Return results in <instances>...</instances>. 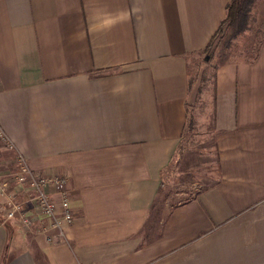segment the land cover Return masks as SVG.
Listing matches in <instances>:
<instances>
[{
    "label": "crops",
    "instance_id": "crops-1",
    "mask_svg": "<svg viewBox=\"0 0 264 264\" xmlns=\"http://www.w3.org/2000/svg\"><path fill=\"white\" fill-rule=\"evenodd\" d=\"M229 1L0 0V166L63 175L73 211L0 219V264H264V32L210 77L216 180L152 222Z\"/></svg>",
    "mask_w": 264,
    "mask_h": 264
},
{
    "label": "rangeland",
    "instance_id": "rangeland-1",
    "mask_svg": "<svg viewBox=\"0 0 264 264\" xmlns=\"http://www.w3.org/2000/svg\"><path fill=\"white\" fill-rule=\"evenodd\" d=\"M251 10L249 28L233 40L228 51L229 59L244 60L256 51L264 32V0L255 1ZM196 56L190 64L193 84L189 91V118L192 128L184 130V136L168 168L163 173V183L156 200L153 224L161 219L169 209L192 198L212 184L217 178V150L212 124L211 76L219 60L218 54ZM209 57V56H208ZM4 160L5 158L2 157ZM159 206V207H158Z\"/></svg>",
    "mask_w": 264,
    "mask_h": 264
},
{
    "label": "built area",
    "instance_id": "built-area-1",
    "mask_svg": "<svg viewBox=\"0 0 264 264\" xmlns=\"http://www.w3.org/2000/svg\"><path fill=\"white\" fill-rule=\"evenodd\" d=\"M0 142L13 148L1 130ZM0 219L27 227L39 223L41 232L62 237L73 221L66 177L34 173L23 156L14 154L10 167L0 166Z\"/></svg>",
    "mask_w": 264,
    "mask_h": 264
},
{
    "label": "trees",
    "instance_id": "trees-1",
    "mask_svg": "<svg viewBox=\"0 0 264 264\" xmlns=\"http://www.w3.org/2000/svg\"><path fill=\"white\" fill-rule=\"evenodd\" d=\"M255 1L256 0H230L226 4L225 17L221 20L220 24H218L217 30L210 38V41L203 51L209 56V60L212 54H218L219 60L215 64L216 67L222 66V64L229 61V53L227 50H230L233 40L249 28L247 23L252 19L251 13L255 10ZM188 127L192 128V121L190 119L188 121ZM189 199L190 198H187L185 201Z\"/></svg>",
    "mask_w": 264,
    "mask_h": 264
},
{
    "label": "water",
    "instance_id": "water-1",
    "mask_svg": "<svg viewBox=\"0 0 264 264\" xmlns=\"http://www.w3.org/2000/svg\"><path fill=\"white\" fill-rule=\"evenodd\" d=\"M206 58H208V56H206Z\"/></svg>",
    "mask_w": 264,
    "mask_h": 264
}]
</instances>
